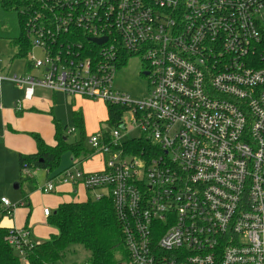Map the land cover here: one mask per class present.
Segmentation results:
<instances>
[{"label":"built area","instance_id":"obj_1","mask_svg":"<svg viewBox=\"0 0 264 264\" xmlns=\"http://www.w3.org/2000/svg\"><path fill=\"white\" fill-rule=\"evenodd\" d=\"M36 2L27 26L44 55L37 75L0 77L23 91L15 110L47 89L122 107L142 134L132 138L123 115L113 133L87 138L100 171L76 158L40 190L82 186L110 199L128 264H264V0ZM63 36L87 53L54 52ZM132 57L147 64L142 102L113 89ZM131 139L151 146L127 153ZM7 239L20 256L34 243L26 229Z\"/></svg>","mask_w":264,"mask_h":264},{"label":"trees","instance_id":"obj_2","mask_svg":"<svg viewBox=\"0 0 264 264\" xmlns=\"http://www.w3.org/2000/svg\"><path fill=\"white\" fill-rule=\"evenodd\" d=\"M38 8L36 0H0V13L3 17H16L18 28L9 32L3 28L2 39L9 40L18 48L17 58L28 59L32 54V37L28 31L29 17ZM16 25V26H17ZM13 26V27H16ZM54 52L61 49L63 53L82 52L87 50L83 45L79 48L71 36L60 37L55 42ZM67 53V52H66ZM75 56V54H74ZM33 61L27 60L26 71L31 70ZM127 64L122 62L119 69ZM108 123L114 128L119 126L125 110L119 106L106 105ZM22 112H19L21 114ZM53 117V111H50ZM54 118V117H53ZM75 131L80 130L81 137L69 143L68 136L63 135L61 124L54 118L55 129L54 145H48L39 134H33L37 150L32 154H19L18 164L21 174L43 170L47 176L52 175L61 164L64 154L70 153L72 161L76 158L84 162L93 158L94 152L87 146L85 121L82 112H73ZM67 127H64L66 129ZM105 131L100 128V133ZM149 143L143 139H131L123 144L127 153L140 154L143 149L149 148ZM28 180L35 185L36 178L30 175ZM27 195H24L26 199ZM14 207L7 208L0 201V217L12 215ZM1 222V221H0ZM48 223L56 233L44 242L36 243L25 249V255L20 256L16 249L9 245L8 237L14 231L0 223V264H59L66 258L70 246H82L91 253L87 262L83 264H128L129 255L126 250L122 230L115 216L113 203L110 199L94 201L89 198L85 202L63 203L48 217ZM79 264V263H74Z\"/></svg>","mask_w":264,"mask_h":264},{"label":"rangeland","instance_id":"obj_3","mask_svg":"<svg viewBox=\"0 0 264 264\" xmlns=\"http://www.w3.org/2000/svg\"><path fill=\"white\" fill-rule=\"evenodd\" d=\"M3 28L9 32H14L16 34L17 18L16 17H3L0 13V34ZM17 25V26H16ZM16 26V27H13ZM18 48L10 43L9 40L2 39L0 35V77H13L14 75H26L28 73L32 75H37V71L31 69L26 71L25 64L29 59L31 61H41L44 58L43 52L39 49H34L32 54L28 59L17 58ZM147 64L142 61L139 57H132L127 61V64L119 69L113 81V89L117 92H121L130 96L131 100L134 102H142L149 96V91L151 89L150 80L146 74ZM22 90L17 88L12 82L1 81L0 80V112L7 107H14V100L17 96H22ZM107 103L100 100H90L80 96H70L62 92H57L55 100L52 99V104L49 110L42 111L44 120L50 118L49 125L52 127L53 120H56L62 126L63 135L68 136L69 143L74 142L76 139L81 137L80 130H76L72 134H68L70 129H75L73 124V112L79 111L83 113L85 121V134L87 138L93 134H99L100 128L109 133L115 131L114 127L108 123L107 115ZM3 107V108H2ZM53 108V117L50 115V110ZM133 116L131 113L126 112L124 114V120L127 124V128L132 131L131 137L138 138L142 134L137 129L136 125L133 124ZM42 132L47 133V125L45 121ZM54 127V126H53ZM64 127H67L64 129ZM1 129V125H0ZM51 131V128H49ZM26 138H32L33 134H40V132L32 130L22 133ZM41 135V134H40ZM5 148V146L3 147ZM9 150V149H8ZM0 199L6 197L12 207L17 208L15 219L16 225H21L23 227L28 226L33 230L34 241L43 242L47 241L52 234L56 233V230L49 225L48 220L42 215L43 209L45 207L49 208L52 214L59 208L63 203L68 202H85L89 198L85 192L84 187H80V192L78 196L72 194H56L49 193L45 194L39 191L37 187L44 185L47 181L46 172L43 170H38L32 172V176L37 175L36 184L33 185L28 178L29 174H21L19 169V164H17V157L19 155H10L0 150ZM73 164L72 156L70 153H66L61 158V164L57 171L53 174L57 175L61 171L71 167ZM104 164V156L102 154H95L93 158L86 161L84 168L89 171H96L102 168ZM19 184L20 187L16 188ZM35 194L32 195V193ZM24 195H27L24 199ZM94 194H92V197ZM12 215H3L0 217L1 225L4 223L14 224ZM91 253L84 249L82 246H70L66 258L63 262L59 264H83L88 261ZM23 264H26L23 262Z\"/></svg>","mask_w":264,"mask_h":264},{"label":"crops","instance_id":"obj_4","mask_svg":"<svg viewBox=\"0 0 264 264\" xmlns=\"http://www.w3.org/2000/svg\"><path fill=\"white\" fill-rule=\"evenodd\" d=\"M56 93L51 92L50 90H47V89H38L36 91L34 99L32 101H28V102L24 103V109H23L21 114H19V112H17L15 110L16 103L23 100V97L21 98L20 95L14 99V100H17L15 102L14 107L10 106V107H7V110H5V108L3 110H1V112H0V125H1V129H0V150L1 151H4L5 153H8L10 155L11 154L17 155L16 152H18L19 154L35 153L37 150L35 141H33L30 138L27 139L26 136H24L22 134L23 132L32 131V130L40 132L41 135L40 134L39 135L43 138V140L48 145H54V135H55V129L53 127L54 125H52V127H50V125H49L50 118H47L46 120H44L45 117L43 116L42 111L49 110V108L52 104V99L55 100ZM22 96H23V92H22ZM51 110L53 111V108H51ZM42 121H45V123L48 127L46 134H44L42 132L43 127H44V123ZM49 128H51V131ZM4 146H5V148H3ZM0 157L2 158L3 155L0 154ZM18 157H19V155H18ZM18 157H17V164H18ZM85 163L83 164L82 168L86 172H97L103 168V166H102V168H100L96 171H89V169L86 170L84 168ZM46 176H47V173H46ZM33 177L36 178L37 175H34ZM48 177L49 176H47V180H48ZM36 180H37V178H36ZM16 186H18V188L20 187L19 184H17ZM42 186H44V185L42 184L40 187H42ZM40 187H37L39 189V191H41ZM80 187L79 186L75 187L72 185H59V186H57V190L54 193H56V194H60V193L72 194L74 196H78L79 192H80ZM85 192L89 198L88 192L86 190H85ZM33 194H35V192H33L32 195ZM2 199H7V198L2 197L0 199V201ZM45 208H47V207H45ZM16 210H17V208L15 209L14 213L11 216V218H13V220H14L13 221L14 224H11L9 226V224L5 225L3 223L2 226L7 227V228H14V229H18V230H20V229L21 230L22 229L29 230V232L31 234V238H32L33 242H35L33 230H31L28 226L23 227L22 223H20L21 225H18V227H17V225H16L17 221L15 219ZM42 215H43L44 219L46 218L48 220V217H46L43 212H42ZM37 243H41V242H37Z\"/></svg>","mask_w":264,"mask_h":264},{"label":"water","instance_id":"obj_5","mask_svg":"<svg viewBox=\"0 0 264 264\" xmlns=\"http://www.w3.org/2000/svg\"><path fill=\"white\" fill-rule=\"evenodd\" d=\"M106 41H107L106 38H104V39L95 40V43H97L98 45H102ZM145 75H148V74H145ZM16 188H18V186H16Z\"/></svg>","mask_w":264,"mask_h":264}]
</instances>
